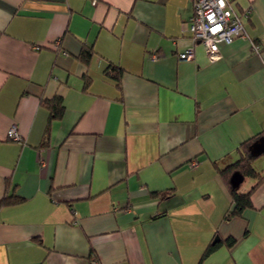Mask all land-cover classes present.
Masks as SVG:
<instances>
[{
    "label": "crops",
    "instance_id": "crops-1",
    "mask_svg": "<svg viewBox=\"0 0 264 264\" xmlns=\"http://www.w3.org/2000/svg\"><path fill=\"white\" fill-rule=\"evenodd\" d=\"M234 1L211 61L192 0H0V264H264V181L227 216L220 174L264 135V0Z\"/></svg>",
    "mask_w": 264,
    "mask_h": 264
},
{
    "label": "built area",
    "instance_id": "built-area-1",
    "mask_svg": "<svg viewBox=\"0 0 264 264\" xmlns=\"http://www.w3.org/2000/svg\"><path fill=\"white\" fill-rule=\"evenodd\" d=\"M193 14L189 21V31L193 43L200 44L209 60L220 57L219 43L229 42L234 37H247L243 18L249 10L240 13L235 8L234 0H192ZM257 50V45H252ZM193 46L179 53V58L188 60L193 57ZM8 136L19 139V134L12 127ZM92 264H97L93 261Z\"/></svg>",
    "mask_w": 264,
    "mask_h": 264
},
{
    "label": "trees",
    "instance_id": "trees-1",
    "mask_svg": "<svg viewBox=\"0 0 264 264\" xmlns=\"http://www.w3.org/2000/svg\"><path fill=\"white\" fill-rule=\"evenodd\" d=\"M88 54H89V50H85V55H88ZM106 72L110 76H114L116 78H119L120 69L115 67V66L110 65L107 68ZM41 104L49 110L51 118H57L60 116L61 111H62V106H61V100L59 97H53L51 99H46V100L43 99V100H41ZM261 134H264V133H261ZM255 138H257V137H254L250 141H246L245 143H243L241 145L242 154L238 160H236L235 162H233L229 166H226L225 168L220 170V174L223 177V180L225 181V183L227 184V187L229 189V193L231 195V198H232V201L234 204L232 209L230 211H228L227 216L240 214L244 208L249 207L251 205L250 197H249L250 191L256 185V183H255V185H252L248 191L239 192L238 189H239L240 185L242 184V182L244 181L245 178H247V177L255 178L257 180V182L264 181V176H261V174H259V172H257L252 167L251 160L254 156H252L248 151V145ZM235 171L239 172V174L242 176L241 181L236 186H234L231 182V175ZM4 202L12 203V202H15V199L7 197L4 199ZM231 242H232L231 239L227 240V244H230ZM213 248H214L213 246L207 247L205 249V251L203 252V254H202V256H201V258L197 264H200V262L204 258V256H206Z\"/></svg>",
    "mask_w": 264,
    "mask_h": 264
},
{
    "label": "water",
    "instance_id": "water-1",
    "mask_svg": "<svg viewBox=\"0 0 264 264\" xmlns=\"http://www.w3.org/2000/svg\"><path fill=\"white\" fill-rule=\"evenodd\" d=\"M248 150L252 156H257L261 153H264V135H261L253 140L249 144ZM241 179L242 176L237 171L233 172L231 175V182L234 186H236L241 181ZM214 240H217V236L214 238Z\"/></svg>",
    "mask_w": 264,
    "mask_h": 264
}]
</instances>
